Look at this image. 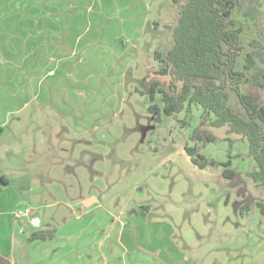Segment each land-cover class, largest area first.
Listing matches in <instances>:
<instances>
[{
  "label": "rangeland",
  "instance_id": "1",
  "mask_svg": "<svg viewBox=\"0 0 264 264\" xmlns=\"http://www.w3.org/2000/svg\"><path fill=\"white\" fill-rule=\"evenodd\" d=\"M185 1L95 0V10L99 3L112 8L98 9L101 14L122 11L140 17L138 11L142 5L144 8L134 63L125 68L119 87H110L106 94L99 89L95 118L93 113L83 115L94 133H75L76 126L82 124V113L70 102L65 105L63 96L31 98L25 105L16 103L15 112L11 99L0 96V120L8 114L0 130H26L27 134L32 130L30 135L20 136L26 142L11 145L15 148L18 144L21 150V170L28 178V172L34 175L33 196L27 191L29 181L19 180L27 176L9 170L16 177L14 187L22 191L15 208L34 209L40 221L33 225L29 216L6 218L0 232L4 251L9 246L12 223L14 235L11 252L3 251L1 256L12 264L27 260V236L33 231L99 221L102 228L107 226L104 235L112 236L111 223L114 230L124 229L125 241L136 234L135 247L145 252L140 247L144 244L152 256L171 252L190 259V264H264V185H256L249 175L256 163L247 139L235 131L228 132L226 122L230 116L227 108L241 119L248 117L238 90L226 87L227 96L207 102V107L195 100L173 114L161 111L159 121L155 120L156 112L149 110L153 103L150 84L158 81L167 89L170 80L157 72L160 64L155 53L164 55L173 46L172 31ZM231 17L244 48L234 65L246 76L238 89L264 104V0H240L231 9ZM246 53L254 59L247 69ZM0 63L8 65L10 60L1 61L0 56ZM72 84V89L80 90L79 82ZM0 87L1 94L16 89ZM91 87L92 94L95 90ZM63 89H56L55 94ZM115 92L116 98L110 96L107 107H103L107 94ZM83 93L89 95L86 87ZM155 103L161 108L159 94ZM187 147H196L207 164H194L185 151ZM26 162L30 165L24 166ZM226 167L234 171L233 178L223 175ZM58 180L64 186L61 193L67 188L65 195L55 192L53 185L44 193L50 181ZM90 194L96 196L95 211L81 216L79 199ZM117 261L122 264L126 259Z\"/></svg>",
  "mask_w": 264,
  "mask_h": 264
},
{
  "label": "crops",
  "instance_id": "2",
  "mask_svg": "<svg viewBox=\"0 0 264 264\" xmlns=\"http://www.w3.org/2000/svg\"><path fill=\"white\" fill-rule=\"evenodd\" d=\"M98 7L103 11L112 9L103 8L102 3ZM143 8L142 5L138 17L133 13L121 14L122 11H115V14L98 13L95 0H0V56L1 61L10 60L8 65L0 63V84L6 89L16 87L11 92L0 93V96L11 99L12 112L17 111L16 103L25 105L31 98L63 96L65 105L70 102L82 113V124L76 126L75 133H94L95 130H91L94 127H91L88 119L84 120L83 115L93 113L95 118V101L100 100L97 95L99 89L106 94L110 87H119L118 82L123 80L125 68L134 63L139 52ZM69 29L73 32H69ZM82 69L83 73L80 72ZM2 72L6 76L1 75ZM72 82H79V91L71 88ZM91 86L95 90L92 94ZM63 87L59 95L55 94L56 89ZM84 87L86 91L88 89L89 95H84ZM110 96L116 98V92L107 94L103 107H107ZM101 113H104L103 109ZM7 118L8 114L0 120V129ZM31 132L0 130V232L3 231L6 218L13 216L22 193L14 187L13 183L16 182L13 179L16 177L10 174V170L14 169L16 174L20 172L24 177L26 175L27 178L19 180H28V193L31 196L35 193L32 185L35 182L34 175L28 172L31 176L28 178L27 172L21 170V150L18 144L15 148L11 145L13 142H26L20 136H28ZM83 138L85 136H82V141ZM25 165L30 164L26 162ZM56 182L50 181V187H44V193H48L53 185L55 192L65 195L67 188L61 193L64 187L62 181ZM79 202L82 203L81 216H89L95 211V195H83ZM9 222L10 218L7 227ZM111 224L108 225L113 231L111 237L102 233L107 226L102 228L100 221L92 225L74 223L58 226L51 239L26 241L27 260L24 264H118V258L126 259L122 264L191 262L182 256L171 255V252L169 255H149L144 244L140 247L145 252H141L135 247L138 246L136 234L131 241L130 236L125 241L124 229L114 230ZM13 235L12 223L6 251L3 249V237L0 236V255L3 251L11 252Z\"/></svg>",
  "mask_w": 264,
  "mask_h": 264
},
{
  "label": "trees",
  "instance_id": "3",
  "mask_svg": "<svg viewBox=\"0 0 264 264\" xmlns=\"http://www.w3.org/2000/svg\"><path fill=\"white\" fill-rule=\"evenodd\" d=\"M240 0H186L182 5L176 25L173 28V46L163 55L155 53L159 62L157 72L169 76L168 88L153 81L149 97L153 102L149 110L156 112L155 120L164 114L180 111L185 103L198 101L204 107L207 102H218L226 97V87L238 90L241 104L247 112V119L232 115L226 120L228 132L235 131L248 141L250 155L256 169L249 172L256 185H264V104L251 94L239 91L238 86L246 76L234 69L236 58L244 48L239 44V29L234 28L231 9ZM254 59L246 53L244 67L250 68ZM160 95L161 108L155 103V95ZM208 138H212L208 136ZM186 153L199 167L207 164L206 159L187 147ZM228 161L225 165H228ZM234 171L224 168L223 175L233 178ZM55 228L39 229L27 236L28 241L48 240L55 236Z\"/></svg>",
  "mask_w": 264,
  "mask_h": 264
},
{
  "label": "built area",
  "instance_id": "4",
  "mask_svg": "<svg viewBox=\"0 0 264 264\" xmlns=\"http://www.w3.org/2000/svg\"><path fill=\"white\" fill-rule=\"evenodd\" d=\"M13 215L16 218L22 217V216H29L30 217V222L33 225H38L39 224V219L38 217L35 216V211L34 209L28 208V207H16Z\"/></svg>",
  "mask_w": 264,
  "mask_h": 264
},
{
  "label": "water",
  "instance_id": "5",
  "mask_svg": "<svg viewBox=\"0 0 264 264\" xmlns=\"http://www.w3.org/2000/svg\"><path fill=\"white\" fill-rule=\"evenodd\" d=\"M0 264H11V263L7 258L0 255Z\"/></svg>",
  "mask_w": 264,
  "mask_h": 264
}]
</instances>
